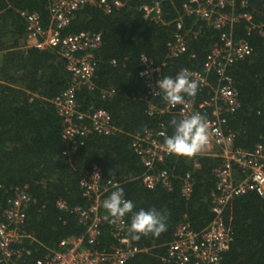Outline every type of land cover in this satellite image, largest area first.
I'll use <instances>...</instances> for the list:
<instances>
[{
  "label": "trees",
  "instance_id": "1",
  "mask_svg": "<svg viewBox=\"0 0 264 264\" xmlns=\"http://www.w3.org/2000/svg\"><path fill=\"white\" fill-rule=\"evenodd\" d=\"M120 1L124 6L110 14L97 7L80 8L61 31L62 35H101V46L94 52V86L82 87L75 100L82 112H108L119 130L113 136L92 134L80 138L75 149L64 155L61 122L49 100L68 88L70 74L55 50H21L25 17L36 12L47 24L46 0H0V50L8 51L0 59V209L7 206L16 190L27 188L32 204L26 211L24 231L35 240L27 247L32 259L45 256L60 240L82 234L83 226L72 211L87 205L79 182L89 176L93 165L101 170L104 181L116 182L123 189L134 211L156 208L165 215V231L134 238V243L146 252L127 264H171L166 245L175 227L187 222L200 232L213 219V170L221 161L200 157L195 169L185 157H170L155 170L170 172L171 190H148L140 179L144 168L131 148V137L160 126H164L165 137L169 136L173 132L169 122L178 119L175 114L147 115L146 103L138 98L146 91L145 82L138 76L142 58L159 65L162 76H175L181 69L200 71L211 47L219 42L220 32L195 18L183 17L187 51L171 59L167 45L176 32L175 20L182 14V6L193 0L163 3V25L146 20L139 11L148 0ZM243 2L246 7L242 9ZM231 10L247 11L255 23H264V0H235L226 9ZM231 31L233 39L248 42L251 53L227 69L238 93L239 108L225 116L224 130L233 134L236 148L249 151L264 135V29L263 35L248 33L241 22ZM211 81L216 84L214 76ZM211 92L205 89L197 93L194 101L209 100ZM155 102L166 104L161 97ZM188 173L193 186L190 197L185 198L181 188ZM59 201L66 204V209L57 207ZM130 216L124 217L128 224ZM223 218L231 231V244L221 264H264V199L253 193L236 198L224 209ZM108 231L109 225L105 224L99 250H108L113 244Z\"/></svg>",
  "mask_w": 264,
  "mask_h": 264
},
{
  "label": "built area",
  "instance_id": "2",
  "mask_svg": "<svg viewBox=\"0 0 264 264\" xmlns=\"http://www.w3.org/2000/svg\"><path fill=\"white\" fill-rule=\"evenodd\" d=\"M168 0H148L139 7L144 18L156 24H165L162 5ZM235 0H193L182 6V14L175 20V34L167 45L168 58H176L187 51L183 17H192L206 27L219 31V42L207 54L202 70H188L191 78L198 82L197 93L211 90L209 100L196 103L193 97L185 96L184 102L176 106L157 104L162 97L157 92L156 82L162 76L161 67L152 59L142 58V69L138 76L145 82L146 91L138 98L146 103L149 117L175 114L178 119L187 118L194 112L201 113L207 122L208 142L201 151L192 156L173 155L164 147V126L156 130L147 129L132 135L131 148L144 168L140 179L148 190L161 187L171 190V174L167 170L156 171L170 157H185L196 162L200 157L219 159L221 164L213 170L215 190L212 193L213 219L200 232L194 231L187 222L179 223L171 242L166 245L167 261L171 264H221L222 257L230 249L231 231L223 218L224 209L234 199L253 193L264 199V135L249 150L234 145V136L224 130L226 115L239 108L238 93L227 74L228 67L250 56L251 49L244 39H233L232 28L245 23L248 33L263 35L264 23H255L247 11L227 12ZM84 6L97 7L104 14L120 9V0H46L48 22L44 25L40 15L32 12L25 17V41L21 50L34 49L40 52L55 50L65 63L71 82L60 95L49 100L61 122V137L65 143L63 154L75 149L80 138L92 134L113 136L119 130L113 125L111 116L105 110L80 111L75 96L82 88L92 89L95 77L94 52L101 46V35L89 32L62 35L76 11ZM246 4L241 3L240 8ZM7 50H0V59ZM215 77L216 84L211 81ZM192 179L188 173L182 180L181 193L189 198L192 193ZM113 181H104L101 170L93 165L88 177L79 182L85 207L72 212L83 226L82 234L64 238L42 258L32 259L27 247L35 242L24 231L26 211L32 204L27 188L16 190L7 206L0 209V264H127L146 250L138 247L128 234V223L123 218L113 220L103 208V201L114 190ZM59 209H66L64 202H57ZM109 225V237L113 244L106 250H99L102 228Z\"/></svg>",
  "mask_w": 264,
  "mask_h": 264
},
{
  "label": "clouds",
  "instance_id": "3",
  "mask_svg": "<svg viewBox=\"0 0 264 264\" xmlns=\"http://www.w3.org/2000/svg\"><path fill=\"white\" fill-rule=\"evenodd\" d=\"M157 92L162 93V100L169 106L184 102V97H194L198 91V82L191 78L187 69H181L175 76L160 77L157 82ZM173 129L171 135L164 139V147L173 155L192 156L207 144L208 128L206 118L199 112H194L187 118H173L170 122ZM103 201V208L113 220H119L128 214V234L135 239L141 235H159L166 230L165 215L156 208L134 211V204L124 196V191L118 185Z\"/></svg>",
  "mask_w": 264,
  "mask_h": 264
}]
</instances>
